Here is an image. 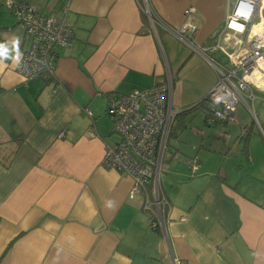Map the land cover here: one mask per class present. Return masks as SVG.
Returning a JSON list of instances; mask_svg holds the SVG:
<instances>
[{"label":"crops","instance_id":"crops-1","mask_svg":"<svg viewBox=\"0 0 264 264\" xmlns=\"http://www.w3.org/2000/svg\"><path fill=\"white\" fill-rule=\"evenodd\" d=\"M5 1L0 264H264L261 97L242 103L249 120L235 111L217 126L227 137L201 154L197 171L185 146L167 149L163 229L149 226L142 194L128 197L133 178L100 164L104 144L118 138L106 114L109 94L170 81L172 105L206 97L217 80L206 57L221 52H195L170 28L190 22L195 40L210 42L232 0H27L40 13L63 16L74 33L72 45L56 51L55 77L28 81L14 69L27 39ZM188 7L194 11L185 14ZM222 41L234 49L231 33ZM215 157L222 160L213 164Z\"/></svg>","mask_w":264,"mask_h":264},{"label":"built area","instance_id":"built-area-1","mask_svg":"<svg viewBox=\"0 0 264 264\" xmlns=\"http://www.w3.org/2000/svg\"><path fill=\"white\" fill-rule=\"evenodd\" d=\"M5 4L27 39L19 52L15 71L24 81L41 76L54 78L56 51L72 45V28L63 16L40 13L27 0H6ZM66 9L67 3L61 7L63 15ZM145 10L153 20L154 14L147 7ZM193 11V7H188L184 13ZM170 29L193 51L202 55L221 52L227 59L219 62L206 57L217 72V80L206 95L210 122L231 121L238 103L247 104L257 97L264 99V0H232L210 42L198 43L196 27L190 22ZM225 33H231L234 49L223 43ZM177 113L172 108L170 81L107 97L106 114L118 138L104 144L100 164L133 178L128 197L134 199L142 194V209L151 228L163 229L168 201L161 191L160 176L167 168V138ZM89 135L94 133L89 131ZM186 162L192 172L200 167L197 157L187 158Z\"/></svg>","mask_w":264,"mask_h":264},{"label":"rangeland","instance_id":"rangeland-1","mask_svg":"<svg viewBox=\"0 0 264 264\" xmlns=\"http://www.w3.org/2000/svg\"><path fill=\"white\" fill-rule=\"evenodd\" d=\"M213 59H216L219 62L227 61L225 56H223L221 53H216ZM172 108L174 112L179 113L187 109L188 106L180 108L179 106H175V104L173 103ZM235 111H238L237 115L239 112H242L243 118L246 121L249 120V112L247 111L244 104L238 103ZM204 116L205 111L202 107H195L185 115H177L173 121L171 132L167 138L168 149L172 150L174 148L185 146L184 148H186L187 151H181H183L187 155L194 154L193 156L195 157L197 155V159H199L200 162H203V157L201 154L213 151L215 149V146L217 145L216 142L219 143V141L221 140L222 142H224L228 133H223L222 130H219L217 128L218 125L220 126L223 123L212 124L209 120L208 122H210L211 124L205 123ZM230 129H232V127ZM221 160V157H215V162H213V164L219 163ZM164 173L166 172H163L162 175H164ZM207 175L212 174L207 172ZM221 177L222 178L220 180L224 182L223 176Z\"/></svg>","mask_w":264,"mask_h":264},{"label":"trees","instance_id":"trees-1","mask_svg":"<svg viewBox=\"0 0 264 264\" xmlns=\"http://www.w3.org/2000/svg\"><path fill=\"white\" fill-rule=\"evenodd\" d=\"M207 98L206 97H204L202 100H200V101H198L197 103H195V104H193V105H191L190 107H188L187 109H185V110H183V111H181V112H179V113H177V115H185L187 112H189V111H191L192 109H194L195 107H202L203 108V106H205V104H206V108H205V110L206 111H208V104H207V100H206ZM176 115V116H177Z\"/></svg>","mask_w":264,"mask_h":264},{"label":"bare ground","instance_id":"bare-ground-1","mask_svg":"<svg viewBox=\"0 0 264 264\" xmlns=\"http://www.w3.org/2000/svg\"><path fill=\"white\" fill-rule=\"evenodd\" d=\"M115 170V169H114Z\"/></svg>","mask_w":264,"mask_h":264}]
</instances>
